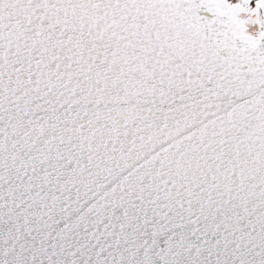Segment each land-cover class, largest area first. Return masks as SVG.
Returning a JSON list of instances; mask_svg holds the SVG:
<instances>
[{"label":"snow or ice","instance_id":"obj_1","mask_svg":"<svg viewBox=\"0 0 264 264\" xmlns=\"http://www.w3.org/2000/svg\"><path fill=\"white\" fill-rule=\"evenodd\" d=\"M0 264H264V0H0Z\"/></svg>","mask_w":264,"mask_h":264}]
</instances>
